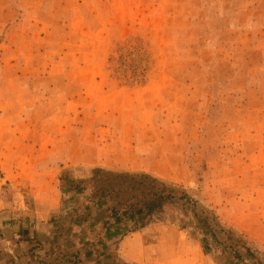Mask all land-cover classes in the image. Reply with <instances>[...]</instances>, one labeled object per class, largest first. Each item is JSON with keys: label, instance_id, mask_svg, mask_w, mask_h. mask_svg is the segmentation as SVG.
I'll return each mask as SVG.
<instances>
[{"label": "rangeland", "instance_id": "rangeland-1", "mask_svg": "<svg viewBox=\"0 0 264 264\" xmlns=\"http://www.w3.org/2000/svg\"><path fill=\"white\" fill-rule=\"evenodd\" d=\"M133 174L228 229L206 251L175 198L135 248L143 264H264V0H0L1 205L41 177L21 196L121 212L145 188Z\"/></svg>", "mask_w": 264, "mask_h": 264}, {"label": "crops", "instance_id": "crops-1", "mask_svg": "<svg viewBox=\"0 0 264 264\" xmlns=\"http://www.w3.org/2000/svg\"><path fill=\"white\" fill-rule=\"evenodd\" d=\"M42 180L6 188L0 264H143L134 251L149 226L121 231L113 224L110 205L74 196L75 191L56 201L48 193L21 196L23 186L39 191Z\"/></svg>", "mask_w": 264, "mask_h": 264}, {"label": "trees", "instance_id": "trees-1", "mask_svg": "<svg viewBox=\"0 0 264 264\" xmlns=\"http://www.w3.org/2000/svg\"><path fill=\"white\" fill-rule=\"evenodd\" d=\"M129 177L132 179H140L141 184L145 188L138 193L141 196L140 200L136 203H127L130 199L137 197L135 194L132 195V192L137 191L136 187L129 185L131 195L126 198V202L121 203L125 205L121 212L119 211V203L110 205L109 209L111 211V217L113 218V224L115 226L117 225L121 231H133L147 226L152 221L155 212L161 210L164 204L179 199L192 204L194 214L203 232L201 240L206 251L211 249L210 237L217 241L218 233L227 232L228 229L222 226L214 212L211 209L199 205L198 200L188 195L186 190L169 191L166 182L151 177L148 174H133ZM80 191V188L76 190V192ZM119 192H121L120 189L118 190V194ZM99 199H102V197ZM235 253L236 256H240L237 251Z\"/></svg>", "mask_w": 264, "mask_h": 264}, {"label": "built area", "instance_id": "built-area-1", "mask_svg": "<svg viewBox=\"0 0 264 264\" xmlns=\"http://www.w3.org/2000/svg\"><path fill=\"white\" fill-rule=\"evenodd\" d=\"M3 191H2V188H1V185H0V210L2 209V205H1V202H3Z\"/></svg>", "mask_w": 264, "mask_h": 264}]
</instances>
